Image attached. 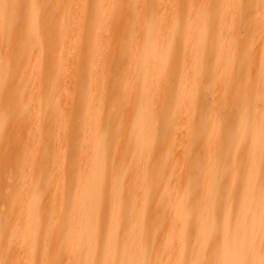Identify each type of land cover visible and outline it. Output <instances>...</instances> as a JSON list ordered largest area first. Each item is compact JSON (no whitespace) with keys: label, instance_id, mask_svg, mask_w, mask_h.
I'll use <instances>...</instances> for the list:
<instances>
[{"label":"bare ground","instance_id":"obj_1","mask_svg":"<svg viewBox=\"0 0 264 264\" xmlns=\"http://www.w3.org/2000/svg\"><path fill=\"white\" fill-rule=\"evenodd\" d=\"M251 3L10 0L4 264H136L141 253L145 264H248L264 252V165L236 119L242 104L264 111V5ZM130 84L140 103L121 112Z\"/></svg>","mask_w":264,"mask_h":264},{"label":"clouds","instance_id":"obj_2","mask_svg":"<svg viewBox=\"0 0 264 264\" xmlns=\"http://www.w3.org/2000/svg\"><path fill=\"white\" fill-rule=\"evenodd\" d=\"M212 0H208L210 5ZM260 4L264 5V0H260ZM238 6V5H237ZM250 7L255 10L257 7L255 0H252ZM10 9V0H0V20H2ZM214 15V12L210 9V18ZM264 15V13H262ZM92 19L90 17L89 21V40L92 38ZM208 91L206 95L211 97L213 91V81L211 78L207 84ZM237 99L240 97L238 95ZM86 102V101H85ZM140 103V91L138 86L133 87L131 84L128 85L125 90L122 85L121 100L119 102V111L123 112L126 110V107L130 104H139ZM208 113L202 112V118L207 117ZM237 122L240 127L241 137H247L250 141H256L259 144V156L256 159V163L264 165V111H261L259 114L248 111V109L242 104L237 112ZM8 120V108L4 102V88H3V79L0 78V139H3L5 133L6 122ZM174 121L172 124L174 125ZM172 128H169L168 134L171 135ZM207 128L205 127V135ZM166 144V138H162L160 142V152L161 154L164 151V145ZM114 146L118 148V144L114 142ZM118 178V175H117ZM0 242H2V233H0ZM0 264H4V261L0 259ZM29 264H33L30 260ZM136 264H145L143 259V254L141 253L140 258L137 260ZM248 264H264V252L253 253L249 256Z\"/></svg>","mask_w":264,"mask_h":264}]
</instances>
